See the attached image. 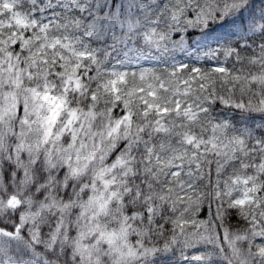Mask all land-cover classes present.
Wrapping results in <instances>:
<instances>
[{"label": "snow or ice", "instance_id": "1", "mask_svg": "<svg viewBox=\"0 0 264 264\" xmlns=\"http://www.w3.org/2000/svg\"><path fill=\"white\" fill-rule=\"evenodd\" d=\"M0 264H264V0H0Z\"/></svg>", "mask_w": 264, "mask_h": 264}]
</instances>
